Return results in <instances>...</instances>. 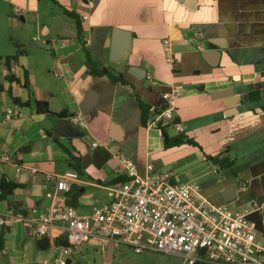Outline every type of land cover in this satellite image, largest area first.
<instances>
[{
    "label": "crops",
    "instance_id": "1",
    "mask_svg": "<svg viewBox=\"0 0 264 264\" xmlns=\"http://www.w3.org/2000/svg\"><path fill=\"white\" fill-rule=\"evenodd\" d=\"M54 1L75 5L81 39L76 25L58 28L55 14L50 25L41 21L37 0H0V155L12 156L0 165V184L6 177L21 185L10 203L0 202V214L28 216L52 204L90 214L111 203L127 180L114 158L120 153L143 177L151 164L173 183L199 184L214 205L246 211L257 242L264 244V0ZM39 36L54 42L53 54L38 57L23 48ZM168 38L173 65L164 53ZM83 44L98 69L122 75L130 85L94 75ZM174 87L183 89L173 113L185 126L180 136L197 145L167 149L160 127L142 123L137 96L159 110ZM37 102L47 103L48 113H38ZM10 109L23 116L5 123ZM82 111L84 130L69 120ZM164 126L170 137L179 136ZM69 171L78 180L69 193L58 191L56 177ZM231 189L235 197L225 203ZM7 228L0 264L53 263L59 256L58 228L46 237L48 249L38 245L44 238L33 218ZM91 247L68 264H112V243L105 254ZM259 261L264 264V257Z\"/></svg>",
    "mask_w": 264,
    "mask_h": 264
},
{
    "label": "built area",
    "instance_id": "2",
    "mask_svg": "<svg viewBox=\"0 0 264 264\" xmlns=\"http://www.w3.org/2000/svg\"><path fill=\"white\" fill-rule=\"evenodd\" d=\"M21 10L14 9L19 15ZM168 64L175 61L171 40L163 41ZM148 79H152L148 75ZM183 94L174 87L162 96L164 109L149 120L147 126L159 122L177 134L185 126L174 117L175 100ZM23 116L19 110H7L4 122L10 123ZM81 130L87 128L85 114L78 112L69 118ZM98 147V143H93ZM127 180L116 187L114 199L90 214H81L70 206L52 204L44 210L33 208L29 215L0 214V230L15 221L33 218L40 238L51 236L58 228L65 244H59V256L53 263L68 264L82 249L95 244L105 254L108 243L114 247L126 245L135 254L157 252L174 255L181 264H262L264 244L257 242L247 220V212L232 210L228 205L217 206L204 195L197 183H173L169 173H156L151 164L148 175H140L135 162L117 153ZM12 156L0 155V165L10 163ZM76 172H66L56 177L58 191L69 193L70 186L78 180Z\"/></svg>",
    "mask_w": 264,
    "mask_h": 264
},
{
    "label": "trees",
    "instance_id": "3",
    "mask_svg": "<svg viewBox=\"0 0 264 264\" xmlns=\"http://www.w3.org/2000/svg\"><path fill=\"white\" fill-rule=\"evenodd\" d=\"M63 11L67 16H69L70 18H72L75 21L76 29L78 32V37L81 39L82 34H83V29H82L80 16L73 11H68L66 9H64ZM83 46H84V51L86 53V57H87L88 61L90 62L91 72L94 75H97L99 77L107 76L111 80V82L114 84L125 85V86L130 85V83L122 75H112L105 68L102 70L98 69L96 67L95 61L93 60V57L91 55L90 50L85 48V44H83ZM137 99H138L139 106L141 109L142 123L144 126L147 125V122L149 120L154 121L155 117L164 109V106H163L159 110L153 111L149 104L142 101L141 98H139L138 96H137ZM16 102L20 103L19 100H16ZM24 105H28V104H24ZM36 108H37L38 113H48L47 103L37 102ZM61 115H63V114H61ZM157 125L160 127L161 132L164 136V145L167 149L181 147L184 145H197L193 140L185 139L183 136H180V135L175 136V137H170L167 133L166 127L161 122H159ZM207 159H209L210 161H212L214 163H220L221 166H224V163L222 161L220 162L218 157H207ZM73 160H74V169H76V171H78V172H81V167L79 165V163H80L79 159H75V157H74ZM20 187H21L20 184L12 181L6 177H3L1 180V184H0V189H1L0 202L7 201L8 203H10V198L13 196L16 189H18ZM7 229H8L7 226H5L0 231V252L3 250L4 235H5V233H7ZM59 244H65V241L61 240L59 242ZM38 245L41 249H48L51 244H50L48 239L44 238L39 242Z\"/></svg>",
    "mask_w": 264,
    "mask_h": 264
},
{
    "label": "rangeland",
    "instance_id": "4",
    "mask_svg": "<svg viewBox=\"0 0 264 264\" xmlns=\"http://www.w3.org/2000/svg\"><path fill=\"white\" fill-rule=\"evenodd\" d=\"M40 19L47 25H50L52 21V17L55 15L58 16V28L68 27L76 25L75 21L68 17L64 12L61 11L62 9H66L68 11H75V5L71 4H62L61 2H56L53 0H37ZM17 6L13 7L15 9ZM18 8V7H17ZM51 19V20H50ZM47 36H39L32 39L34 46L30 47L31 42H25L23 48L26 49L27 53L33 51L35 55L38 57H43L44 52H49L53 54L52 46L53 43L49 42L46 38ZM57 40V39H56ZM32 48V49H30ZM92 213V212H91ZM91 246L95 247V244H91ZM92 248V251H96L99 248ZM182 260L174 255H166L157 252H144L143 254H135L134 251L126 246V245H117L114 251V260L112 264H181Z\"/></svg>",
    "mask_w": 264,
    "mask_h": 264
},
{
    "label": "water",
    "instance_id": "5",
    "mask_svg": "<svg viewBox=\"0 0 264 264\" xmlns=\"http://www.w3.org/2000/svg\"><path fill=\"white\" fill-rule=\"evenodd\" d=\"M87 67H90V63H88L87 64ZM226 94H223V93H221V94H219V95H228L229 93H227V92H225ZM231 93V92H230ZM82 113L83 114H86L87 112L86 111H82ZM225 196H227V197H231V198H225L224 199V202L225 203H229V202H231L233 199H234V197H235V194H234V190L233 189H231V190H228L227 192H225Z\"/></svg>",
    "mask_w": 264,
    "mask_h": 264
}]
</instances>
